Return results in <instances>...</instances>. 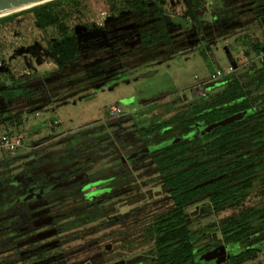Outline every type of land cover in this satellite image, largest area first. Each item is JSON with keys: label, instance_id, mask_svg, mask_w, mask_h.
<instances>
[{"label": "trees", "instance_id": "1", "mask_svg": "<svg viewBox=\"0 0 264 264\" xmlns=\"http://www.w3.org/2000/svg\"><path fill=\"white\" fill-rule=\"evenodd\" d=\"M202 1L48 0L0 16L2 23L30 12L39 29L59 32L46 52L56 76L41 85L30 84L35 75L0 84V98L13 106L51 83L79 86L90 81L89 72L159 45L188 53L195 47L191 28L201 41L211 24L233 25L219 21L232 13L264 11V0H221L209 23L198 15ZM91 3L133 19L109 30L91 21L81 29L66 25ZM259 15L255 23L264 25ZM263 39L253 52L264 50ZM230 65L233 71L206 93L183 105L160 104L142 124L123 115L67 135L66 148L55 142L29 158L0 160V264H241L256 256L264 247V62L239 71ZM21 114L10 110L3 119L20 126ZM149 185L158 188L144 190ZM195 204L203 217L218 216L213 228H193L197 206L188 208Z\"/></svg>", "mask_w": 264, "mask_h": 264}, {"label": "rangeland", "instance_id": "2", "mask_svg": "<svg viewBox=\"0 0 264 264\" xmlns=\"http://www.w3.org/2000/svg\"><path fill=\"white\" fill-rule=\"evenodd\" d=\"M208 1L210 2L204 5L203 0L202 6L197 10L199 17L210 23L212 12L221 9L222 5L221 0ZM183 10V5L178 3L175 12L181 14ZM106 11L103 6L91 3L83 16H73L65 22L68 27L81 29L84 23L91 21L102 25L104 30H109L133 19L127 13L113 17ZM259 14L263 15L264 11L232 13L219 21L231 22L233 25L222 28L211 24V27L205 29L209 36L201 38V41H197L198 36L191 28L192 36L188 39L191 42L195 40V47L188 53L173 55L170 48L159 45L127 59L126 62H118L107 70L96 69L89 72L90 81L82 85L58 87L57 82L51 83L46 85L43 93L13 106L0 98V120L8 116L10 110L22 112L20 126H16L14 120L3 119L5 121L4 126L0 127V136L7 133L19 134L22 142L13 150L0 149V160L11 156L29 158L32 150L55 142L58 143L57 149L66 148L69 146L67 135L95 126H106L110 120L123 115L133 116L138 124H142L155 116L160 104L173 99L177 105H183L206 93L205 87L209 83L222 78H211V72L217 69L216 63L222 69L229 66L233 59L238 65L236 71L243 70L250 63L257 65V53L251 50L250 45L255 38V18H260ZM95 29L96 32L103 30ZM58 33L56 26L39 29L30 12L17 14L14 19L0 23V84H10L21 76L35 75L30 84L41 85V82L55 77V65L46 52L47 41ZM206 45H209L210 51H206ZM244 49L248 50L247 55L242 53ZM111 106H116L119 111H112ZM21 157L13 164L14 167L21 161ZM134 158L136 157L131 159ZM151 178L148 176L144 179ZM93 188L89 186L86 190ZM157 188V185H149L144 190L150 189L153 193ZM252 199L257 200L256 196ZM127 207L123 205L119 207V211H124ZM195 207L197 210L190 214L198 218L192 225L193 228L198 232L213 228L218 216L210 214L203 217V208L199 204L190 206L189 212ZM214 233L219 239V231L216 229ZM78 247L74 246L69 250ZM79 264L91 263L79 261ZM241 264H264V247L256 256Z\"/></svg>", "mask_w": 264, "mask_h": 264}, {"label": "built area", "instance_id": "3", "mask_svg": "<svg viewBox=\"0 0 264 264\" xmlns=\"http://www.w3.org/2000/svg\"><path fill=\"white\" fill-rule=\"evenodd\" d=\"M262 45H264V39L262 42ZM257 58L260 62H264V50L260 49L257 53ZM232 71L231 65L227 66L226 68H217L213 72H211V78L214 80L217 79V77H221L226 73H229ZM112 111H119V109L116 106L110 107ZM22 137L19 134H3L0 136V149H6V150H13L21 145Z\"/></svg>", "mask_w": 264, "mask_h": 264}, {"label": "water", "instance_id": "4", "mask_svg": "<svg viewBox=\"0 0 264 264\" xmlns=\"http://www.w3.org/2000/svg\"><path fill=\"white\" fill-rule=\"evenodd\" d=\"M48 0H0V16L18 11L30 6H34ZM252 3V1L250 2ZM109 245L106 246L108 248ZM123 260H117L111 264H122Z\"/></svg>", "mask_w": 264, "mask_h": 264}, {"label": "crops", "instance_id": "5", "mask_svg": "<svg viewBox=\"0 0 264 264\" xmlns=\"http://www.w3.org/2000/svg\"><path fill=\"white\" fill-rule=\"evenodd\" d=\"M210 1H208V0H204V5H207V3H209ZM254 31L256 32V34H255V38H254V40H252L251 42V50H252V48H253V43H254V41H256L257 39H259L260 41H262V39H263V31H264V25H260V26H256V28H254ZM257 36H259V37H257ZM243 54H246V53H248V50L247 49H244L243 50V52H242ZM231 60H233V59H231ZM243 60V59H242ZM241 60V61H242ZM233 62H235L234 60L232 61V63ZM240 62V61H239ZM232 63H230V64H232ZM250 63V62H249ZM236 66V67H235ZM237 63H236V65H234V68H237Z\"/></svg>", "mask_w": 264, "mask_h": 264}]
</instances>
